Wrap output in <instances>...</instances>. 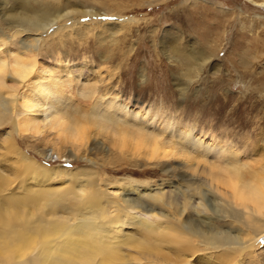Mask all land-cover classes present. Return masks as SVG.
I'll list each match as a JSON object with an SVG mask.
<instances>
[{
    "label": "bare ground",
    "instance_id": "1",
    "mask_svg": "<svg viewBox=\"0 0 264 264\" xmlns=\"http://www.w3.org/2000/svg\"><path fill=\"white\" fill-rule=\"evenodd\" d=\"M8 1H0V130H8L3 146L9 150L8 157H0V264H115L118 260L126 263L131 258L121 256L123 247L149 257L158 255L168 264H218L216 260L219 264H240L239 261L252 257L256 244L264 239V163L249 169L237 165L234 158L214 164L193 157L192 150L186 148L192 127L170 124L146 107L126 114L119 112L123 117L131 113L130 121L119 118L112 111L116 106L113 100L99 111L98 99L106 93L98 92L97 82L78 92L85 103L78 106L76 116L59 110L49 112L40 121L36 117L40 99L58 102L64 98L68 84L76 83L73 74H81L84 69L78 67L73 71V66L62 64L59 56L49 69L38 58L44 56L52 37L78 26V18L101 14L80 9L68 0L67 4L60 0H21L16 10ZM259 6L264 7V1ZM63 19L71 21V25L62 27ZM108 19L84 25L85 31L98 32L100 27L113 36L119 31L116 26H121ZM167 49L179 56L180 65L185 60L187 70L197 66L200 71L209 61L202 51L194 49L183 57L175 41ZM167 53L163 52L165 56ZM90 105L96 108L92 113L86 110ZM55 109L53 106L52 110ZM138 119L144 122L138 125ZM155 125L157 130L153 129ZM10 128L19 135L52 132L61 147L69 144L77 149L83 148L93 133L101 136L116 154L130 155L137 166L142 161L165 167L182 158V162L174 163L183 170L182 178L179 184L169 182L162 190L163 183H134L125 179L109 183L87 172L77 177L74 170L46 166L27 157L15 146ZM173 128L182 134H178L183 137L181 142L168 132ZM204 136L196 135V146L204 145L208 150L220 147L236 157L240 155L237 149L213 136ZM186 176L202 178L203 184L197 180L192 184ZM58 182L64 185L58 187ZM203 188L215 198L209 204L204 201ZM146 189L157 192L146 197ZM132 194L137 198H129ZM196 202L200 213L208 212L211 203L229 210L232 216L220 218L224 222L232 218L235 230L224 233L219 226L206 228L187 221L185 218Z\"/></svg>",
    "mask_w": 264,
    "mask_h": 264
},
{
    "label": "rangeland",
    "instance_id": "2",
    "mask_svg": "<svg viewBox=\"0 0 264 264\" xmlns=\"http://www.w3.org/2000/svg\"><path fill=\"white\" fill-rule=\"evenodd\" d=\"M60 1H66L67 4V0ZM68 1L77 4L80 9L101 15L78 18L79 25L52 37L44 49V56L38 58L49 69L56 64L57 56L62 64L73 66V71L78 67L84 69L81 74H73L76 83L71 84L73 86L68 84L64 98H59L58 102L40 99V112L36 115L40 121H44L49 112L51 114L59 110L76 116L78 106L85 103L78 95L80 89L97 82L98 92L106 93L102 99H98L99 111L109 100H113L116 106L112 111H116L119 118L131 120V113L124 117L120 113L126 114L146 107L157 116L164 117L170 124L184 123L192 127V135L187 138V143H183L187 144V149L192 150L193 157L206 159L214 164L234 158L238 161L237 165L249 169L264 163V7L259 6L264 0ZM8 2L16 10L19 9L17 4L21 0ZM107 17L121 26H116L119 31L113 36H109L100 27L98 32L85 31L87 28L84 25L104 22ZM60 23L63 24L62 27L71 25V21L67 19ZM174 41L183 57L189 56L191 49H194L202 51L209 61L200 71L197 66H190L187 70L183 65L185 60L180 65L179 56L167 51V47L170 50V44ZM163 52L168 53L165 56ZM121 102L127 104V107L124 108ZM53 106L56 107L55 110H52ZM95 109L90 105L86 110L92 113ZM138 120V125L144 122ZM157 126L151 128L157 130ZM6 132L7 129L0 130L1 159L8 157L6 154L9 152L4 147ZM168 132H172L178 142L182 141L180 138L183 137L178 136L180 131L177 128ZM198 133L205 135L204 139L213 136L228 147L237 149L240 155L236 157L231 151L220 147L208 150L204 145L196 146L195 138ZM53 135L48 131L37 135H19L11 129L15 146L27 157L46 166L74 170L77 177L87 172L109 183L122 179L134 183H163L162 190L169 182L179 184L182 178L183 170L174 164L182 162V158L168 162L165 167L156 165V162L151 164L142 161L137 166L130 155L116 154L101 136H94L93 133L88 143L85 142V146L78 149L71 148L69 144L61 147ZM172 143L176 144L175 141ZM251 155L253 159L249 158ZM247 161L251 163L244 164ZM186 177L192 184L196 180L203 184L202 178ZM62 185L64 182L56 184L58 187ZM156 192L157 190H143L146 197L153 196ZM202 192L207 204L215 199L205 188ZM129 198H137V195L132 194ZM147 199L142 198V201L147 202ZM196 205L197 202L193 204L192 212L187 214V221H195L206 228L209 225L219 226L224 233L235 230L232 228V218L229 222L220 218L231 215L229 210L220 209V206L211 203L207 208L208 212L200 213L199 206ZM222 225L224 226L221 227ZM135 251L123 247L121 256H130L131 259L126 263L118 260L117 264H168L158 255H152L156 260ZM135 253L144 259L139 261ZM251 256L239 263L264 264V239L259 240ZM147 258L151 259L147 261ZM215 262L220 263L217 260Z\"/></svg>",
    "mask_w": 264,
    "mask_h": 264
}]
</instances>
